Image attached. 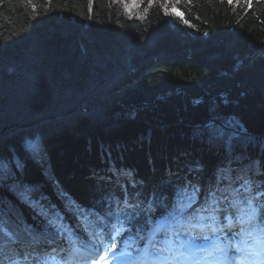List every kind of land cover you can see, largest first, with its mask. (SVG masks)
I'll list each match as a JSON object with an SVG mask.
<instances>
[{
	"label": "trees",
	"instance_id": "trees-1",
	"mask_svg": "<svg viewBox=\"0 0 264 264\" xmlns=\"http://www.w3.org/2000/svg\"><path fill=\"white\" fill-rule=\"evenodd\" d=\"M176 217L183 245L264 237V0H0V248L164 221L163 251Z\"/></svg>",
	"mask_w": 264,
	"mask_h": 264
},
{
	"label": "rangeland",
	"instance_id": "rangeland-1",
	"mask_svg": "<svg viewBox=\"0 0 264 264\" xmlns=\"http://www.w3.org/2000/svg\"><path fill=\"white\" fill-rule=\"evenodd\" d=\"M31 204L35 206H39V203H36L35 201H30ZM229 218V217H227ZM172 225V224H171ZM170 225V226H171ZM167 226V224L162 221L157 227V232L162 231ZM169 226V223H168ZM170 226L168 228H170ZM155 237V236H154ZM152 238L151 242H146L145 247H139L137 244L134 246L133 243H130L127 245V247L124 250H112L109 255L102 261V262H93L91 258L86 259L87 264H116L118 260H123L125 262L134 260L137 261L140 253L142 251L149 253V248H156L159 249V247H152L151 245L156 244L153 243ZM257 244H252V247L254 248H260L264 245V238L257 237ZM158 240V239H157ZM156 240V241H157ZM219 238L214 237L211 245L205 244H196V243H189L188 245L184 246L180 240L174 239V238H166L164 241V245L168 248L166 249V252L163 253L162 259L165 260L166 264H206V258H208V254L212 252H216L217 250L213 251L214 249L220 248V246H227L225 242L221 243L219 246L216 245L217 242H219ZM178 242V243H177ZM130 245H132L130 248ZM205 246L206 251L203 249ZM115 247V246H114ZM224 249L220 248L218 253H221ZM223 253H226L224 251ZM60 255L56 254L55 256L46 257V258H40L42 260L41 263H30V264H66L65 257L58 258ZM67 256V255H65ZM56 258V259H55ZM58 258V259H57ZM9 260V258H8ZM6 257L0 256V262H3L4 264H7ZM209 264H213L209 262Z\"/></svg>",
	"mask_w": 264,
	"mask_h": 264
},
{
	"label": "water",
	"instance_id": "water-1",
	"mask_svg": "<svg viewBox=\"0 0 264 264\" xmlns=\"http://www.w3.org/2000/svg\"><path fill=\"white\" fill-rule=\"evenodd\" d=\"M239 133V132H238ZM241 134H243V133H241Z\"/></svg>",
	"mask_w": 264,
	"mask_h": 264
}]
</instances>
